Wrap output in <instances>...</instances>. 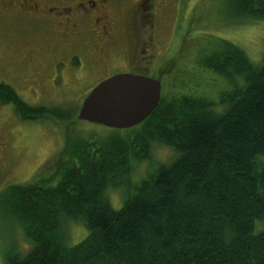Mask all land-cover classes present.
I'll list each match as a JSON object with an SVG mask.
<instances>
[{"label":"trees","instance_id":"16d2710c","mask_svg":"<svg viewBox=\"0 0 264 264\" xmlns=\"http://www.w3.org/2000/svg\"><path fill=\"white\" fill-rule=\"evenodd\" d=\"M231 10L236 26L264 21V0H231ZM200 62L229 84L217 100L162 92L143 124L105 139L80 130L71 111L32 106L0 83V103L22 121L66 128L59 154L0 194V211L31 244L8 264H264V60L256 66L221 40ZM161 68L150 69L159 80ZM158 147L175 159L131 187ZM112 190L124 199L119 210ZM70 223L88 231L74 246Z\"/></svg>","mask_w":264,"mask_h":264},{"label":"rangeland","instance_id":"374dc122","mask_svg":"<svg viewBox=\"0 0 264 264\" xmlns=\"http://www.w3.org/2000/svg\"><path fill=\"white\" fill-rule=\"evenodd\" d=\"M156 4L157 17L162 18L158 25L157 46L153 43L149 46L150 36L146 35L148 53L145 55L167 51L177 13L182 10L184 14L180 24L182 32L174 33L168 57L163 56V61L157 58L150 66L151 70L161 66L168 73L160 80L163 93L184 92L217 100L228 90V82L205 70L200 62L204 55L217 49L221 40L243 49L256 66L262 65L264 21L236 26L231 0H157ZM53 40V35L43 32L38 24L11 19L8 15L3 17L0 13V83L12 86L32 106L65 108L78 120L83 101L104 77L102 74L89 76L86 71L60 77V70L67 71L63 66L67 63L60 61L67 62V58L57 55L51 46ZM141 66H147L146 58L142 59ZM148 76L158 79L155 72ZM78 128L101 139L112 132L103 125L88 122H78ZM65 133L62 122H24L15 114L12 105L0 103V194L11 185H23L33 179L41 166L63 149ZM175 157L170 149L158 147L153 154V165L143 163L135 167L131 187L147 179L159 164H170ZM109 196L114 209H121L124 199L120 191L112 190ZM68 232L72 246L88 236L83 224L70 223ZM30 249L31 244L23 237L21 229L0 211V264H8V260L17 255L24 257Z\"/></svg>","mask_w":264,"mask_h":264},{"label":"flooded vegetation","instance_id":"af4514ba","mask_svg":"<svg viewBox=\"0 0 264 264\" xmlns=\"http://www.w3.org/2000/svg\"><path fill=\"white\" fill-rule=\"evenodd\" d=\"M157 0H0V13L11 19L38 24L52 34L57 55L67 63L61 76L102 74L98 85L116 75L148 76L157 58L162 61L174 42L176 27L181 24L179 11L169 47L165 53L145 55L147 46H157L158 25L162 18L156 11ZM177 34V33H176ZM146 35L151 42L146 43ZM168 34H166L167 36ZM169 36V35H168ZM146 58V67L141 66ZM100 71V73H98ZM145 71H149L145 73ZM95 88V87H94ZM92 88V90L94 89ZM91 90V91H92ZM90 91V92H91Z\"/></svg>","mask_w":264,"mask_h":264},{"label":"water","instance_id":"95a60500","mask_svg":"<svg viewBox=\"0 0 264 264\" xmlns=\"http://www.w3.org/2000/svg\"><path fill=\"white\" fill-rule=\"evenodd\" d=\"M162 82L134 74L109 78L84 100L78 120L115 130H128L143 124L162 99Z\"/></svg>","mask_w":264,"mask_h":264},{"label":"bare ground","instance_id":"6f19581e","mask_svg":"<svg viewBox=\"0 0 264 264\" xmlns=\"http://www.w3.org/2000/svg\"><path fill=\"white\" fill-rule=\"evenodd\" d=\"M163 92V91H162ZM163 94V93H162ZM162 100V99H161ZM161 103V102H160ZM91 124V123H90Z\"/></svg>","mask_w":264,"mask_h":264}]
</instances>
